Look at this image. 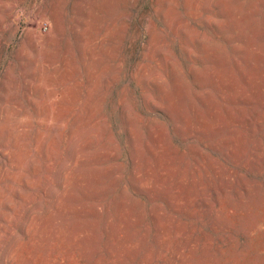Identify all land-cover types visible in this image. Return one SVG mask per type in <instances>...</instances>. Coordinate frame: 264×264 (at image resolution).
Here are the masks:
<instances>
[{"label": "rangeland", "instance_id": "374dc122", "mask_svg": "<svg viewBox=\"0 0 264 264\" xmlns=\"http://www.w3.org/2000/svg\"><path fill=\"white\" fill-rule=\"evenodd\" d=\"M76 3L0 0V264H264V0Z\"/></svg>", "mask_w": 264, "mask_h": 264}, {"label": "bare ground", "instance_id": "6f19581e", "mask_svg": "<svg viewBox=\"0 0 264 264\" xmlns=\"http://www.w3.org/2000/svg\"><path fill=\"white\" fill-rule=\"evenodd\" d=\"M74 1V3H76V2H79V1H81V0H73ZM51 2V1H50ZM54 2V1H53ZM52 2V3H53ZM62 2V1H61ZM43 3V2H42ZM54 3H56V2H54ZM66 3V2H65ZM77 4V3H76ZM48 6V5H47ZM46 6V7H47ZM169 6V5H168ZM189 6V5H188ZM73 7H75V4H73ZM48 8V7H47ZM52 8V7H51ZM58 8H60V7H58ZM46 8H44V10H45ZM59 10V9H58ZM34 11V10H33ZM52 11V10H51ZM169 11V10H168ZM41 12H44L43 10L42 11H40V10H38L37 11V9H36V15L39 17V19L41 20V19H43L44 17H43V15H42V13ZM54 13V12H53ZM165 13H166V11H165ZM166 16V15H165ZM53 18H51V20H50V27H51V29H50V31H49V33L47 34V35H45V37L43 38L44 39V42H46V44H51L56 38H57V36H60V34H62L61 33V30H62V23H61V18L59 17V15H54V16H52ZM43 21V20H42ZM169 23V22H168ZM41 26V25H40ZM52 32H55L56 33V38L55 39H48V35L49 34H51ZM14 38V37H13ZM61 38V37H60ZM155 39V38H154ZM58 40V39H57ZM58 41H60V40H58ZM151 41V40H150ZM54 43V42H53ZM42 44V43H41ZM54 48V47H53ZM115 49V48H114ZM120 49V48H119ZM116 52V51H115ZM118 52H120V51H118ZM46 53H49V52H46ZM51 53V52H50ZM52 54V53H51ZM95 54H97V53H95ZM113 54V53H112ZM153 54V53H152ZM151 54V55H152ZM46 55V54H45ZM54 55V54H53ZM119 55V54H118ZM146 57V56H145ZM97 59V58H96ZM99 59V58H98ZM144 59V58H143ZM56 61V60H55ZM52 62V61H51ZM95 64V63H94ZM148 67H149V65H147ZM138 67V66H137ZM101 69H103V68H101ZM145 69V68H144ZM95 70V69H94ZM148 70V69H147ZM101 72V71H100ZM104 72V71H103ZM149 72H151V70H149ZM105 73H106V70H105ZM145 77V76H144ZM140 80V79H139ZM72 86V85H71ZM70 89H71V87H70ZM74 90V89H73ZM72 90V91H73ZM74 94V93H73ZM65 101V100H64ZM65 104V103H64ZM63 105V104H62ZM67 106H68V104H67ZM66 106V107H67ZM62 110V109H61ZM60 111V110H59ZM85 112V111H84ZM87 112V111H86ZM61 113V112H60ZM80 113V112H79ZM63 114V113H62ZM84 114V113H83ZM90 114H93V113H90ZM8 115H10L9 114V112H8ZM61 115V114H60ZM65 115V114H64ZM76 115V114H75ZM74 115V116H75ZM86 115V114H85ZM73 116V117H74ZM80 116V115H79ZM87 116H89V115H87ZM60 117V116H59ZM72 117V118H73ZM81 117V116H80ZM82 117H85V116H82ZM87 118V117H86ZM74 121V120H73ZM75 121H77V120H75ZM86 121V120H85ZM96 122V121H95ZM90 123V122H89ZM81 124H83V123H81ZM95 124H97V123H95ZM99 124H101V123H99ZM71 125H73V124H71ZM78 126V125H77ZM85 126V125H84ZM80 128V127H79ZM78 129V128H77ZM5 130V129H4ZM46 132V131H45ZM50 132V131H49ZM55 132V131H54ZM54 132H53V134H54ZM65 132H67V131H65ZM21 133V132H20ZM37 133V132H36ZM39 133V132H38ZM41 133V132H40ZM62 133V132H61ZM59 134V133H58ZM63 134V133H62ZM98 134V133H97ZM60 135V134H59ZM67 135V134H66ZM78 136H80V135H78ZM92 136V135H91ZM94 136V135H93ZM27 137V136H26ZM62 137H60V139H61ZM70 138V137H69ZM74 138V137H73ZM14 140V139H13ZM32 140V139H31ZM92 140V139H91ZM29 141V140H28ZM51 142H53V141H51ZM10 143V142H9ZM54 143V142H53ZM56 143V142H55ZM23 145V144H22ZM48 145V144H47ZM62 145V144H61ZM79 145V144H78ZM86 145H87V143H86ZM49 146V145H48ZM64 146V145H63ZM52 147V146H51ZM88 147V146H87ZM36 148V147H35ZM66 148V147H65ZM85 148V147H84ZM38 149V148H37ZM78 149V148H77ZM31 150V149H30ZM32 150H33V148H32ZM46 150V149H45ZM51 150H53V149H51ZM5 151V150H4ZM3 151V152H4ZM34 151V150H33ZM76 151V150H75ZM77 151H80V150H77ZM18 152V151H17ZM23 152V151H22ZM37 152V151H36ZM46 152V151H45ZM15 153V152H14ZM35 153V152H34ZM65 153V152H64ZM78 153V152H77ZM9 154V153H8ZM8 154H6V155H8ZM50 154V153H49ZM62 154V153H61ZM21 155V154H20ZM65 154H63V156H64ZM38 156V155H37ZM66 156V155H65ZM11 157V156H10ZM52 158V157H51ZM10 160H12L11 158H10ZM47 160V159H46ZM49 160V159H48ZM61 160V159H60ZM16 162V161H15ZM22 162V161H21ZM42 162V161H41ZM74 163V162H73ZM79 164V163H78ZM8 165V164H7ZM41 165V164H40ZM50 166V165H49ZM29 167V166H28ZM51 167H53V166H51ZM48 168V167H47ZM54 169H55V167H54ZM53 169V170H54ZM11 170H12V168H11ZM20 170H22V169H20ZM25 170V169H24ZM71 171V170H70ZM31 172V171H30ZM33 173V172H32ZM46 173V172H45ZM36 174V173H35ZM42 174H44V173H42ZM11 175V174H10ZM40 175V174H39ZM54 176V175H53ZM51 177V176H50ZM62 177H64V175L62 176ZM20 178V177H19ZM42 178V177H41ZM5 179V178H4ZM26 179V178H25ZM49 179V178H48ZM47 179V180H48ZM1 182V181H0ZM34 182H36V181H34ZM38 182V181H37ZM52 182V181H51ZM44 184H45V182H43ZM31 184V183H30ZM52 184V183H51ZM55 184V183H54ZM41 186V185H40ZM71 186H72V184H71ZM35 187V186H34ZM39 188V187H38ZM42 188V187H41ZM63 189V188H62ZM41 191V190H40ZM37 193V192H36ZM38 194V193H37ZM1 195V194H0ZM5 195V194H4ZM3 195V196H4ZM59 195V194H58ZM28 196V195H27ZM46 196V195H45ZM1 197V196H0ZM6 197V196H5ZM28 198V197H27ZM55 200V199H54ZM57 200H58V198H57ZM23 201V200H22ZM26 201V200H25ZM57 202V201H56ZM3 203V202H2ZM20 206V205H19ZM19 208V207H18ZM19 210V209H18ZM17 210V211H18ZM23 213V212H22ZM15 216V215H14ZM20 217V216H19ZM34 219H36V218H34ZM7 229V228H6ZM26 229V228H25ZM26 234V233H25ZM30 234H31V232H30ZM27 236V235H26ZM19 243V242H18ZM20 250V249H19ZM13 251V250H12ZM12 253V252H11ZM11 253H10V255H11ZM8 261H10V259L8 260Z\"/></svg>", "mask_w": 264, "mask_h": 264}]
</instances>
